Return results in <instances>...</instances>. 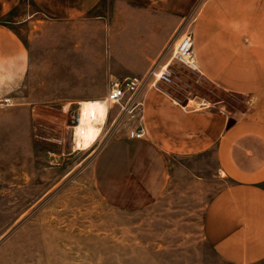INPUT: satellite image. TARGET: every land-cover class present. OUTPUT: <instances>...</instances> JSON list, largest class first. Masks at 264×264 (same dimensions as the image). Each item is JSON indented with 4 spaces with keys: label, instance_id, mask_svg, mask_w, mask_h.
Segmentation results:
<instances>
[{
    "label": "rangeland",
    "instance_id": "rangeland-1",
    "mask_svg": "<svg viewBox=\"0 0 264 264\" xmlns=\"http://www.w3.org/2000/svg\"><path fill=\"white\" fill-rule=\"evenodd\" d=\"M148 4L0 0V264H225L203 235L206 206L226 184L212 153L153 161L158 191L138 210L109 204L94 180L101 147L124 131L118 108L93 147L75 149L78 104L103 101L111 75L165 63L192 29L194 10L172 22ZM155 15L168 21L148 23ZM174 70L187 90L168 86L175 97L242 107V98Z\"/></svg>",
    "mask_w": 264,
    "mask_h": 264
},
{
    "label": "crops",
    "instance_id": "crops-1",
    "mask_svg": "<svg viewBox=\"0 0 264 264\" xmlns=\"http://www.w3.org/2000/svg\"><path fill=\"white\" fill-rule=\"evenodd\" d=\"M148 8L170 13L172 22L194 10L187 34L197 71H184L244 102L229 108L185 95L180 99L161 84L144 87L146 137L131 140L123 131L101 147L94 160L97 190L114 207L139 210L145 196L155 198L158 191L161 175L153 161L212 153L215 177L226 184L206 206L204 240L225 264H264V0H149ZM167 18L149 16L148 23ZM174 80L187 93L176 72Z\"/></svg>",
    "mask_w": 264,
    "mask_h": 264
},
{
    "label": "built area",
    "instance_id": "built-area-1",
    "mask_svg": "<svg viewBox=\"0 0 264 264\" xmlns=\"http://www.w3.org/2000/svg\"><path fill=\"white\" fill-rule=\"evenodd\" d=\"M175 66L186 71H197L189 34L183 35L174 43L170 57L165 63L154 66L145 75L124 79L109 76L107 94L103 100L109 106L107 117L112 108H118L117 120L124 124L128 139L142 140L146 137L143 125V100L140 98L142 90L148 85L151 87H157L159 84L174 86ZM200 106L205 107V104L201 103Z\"/></svg>",
    "mask_w": 264,
    "mask_h": 264
},
{
    "label": "bare ground",
    "instance_id": "bare-ground-1",
    "mask_svg": "<svg viewBox=\"0 0 264 264\" xmlns=\"http://www.w3.org/2000/svg\"><path fill=\"white\" fill-rule=\"evenodd\" d=\"M80 106L78 122L74 129L75 149L85 151L99 140L106 123L109 106L104 101H84Z\"/></svg>",
    "mask_w": 264,
    "mask_h": 264
},
{
    "label": "water",
    "instance_id": "water-1",
    "mask_svg": "<svg viewBox=\"0 0 264 264\" xmlns=\"http://www.w3.org/2000/svg\"><path fill=\"white\" fill-rule=\"evenodd\" d=\"M232 122L230 121V123L228 124V128L231 126Z\"/></svg>",
    "mask_w": 264,
    "mask_h": 264
}]
</instances>
